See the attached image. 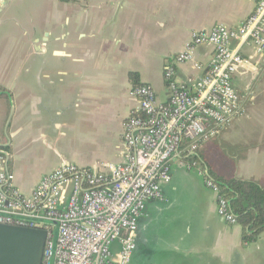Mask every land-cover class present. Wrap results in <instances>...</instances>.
I'll use <instances>...</instances> for the list:
<instances>
[{
  "label": "crops",
  "instance_id": "crops-1",
  "mask_svg": "<svg viewBox=\"0 0 264 264\" xmlns=\"http://www.w3.org/2000/svg\"><path fill=\"white\" fill-rule=\"evenodd\" d=\"M253 8L250 0H0V150L9 155L15 187L30 195L63 163H124L123 124L137 105L129 75L151 86L159 103L168 99V68L171 80L192 90L202 72L175 61L191 35L235 29ZM241 52L251 59L232 77L239 113L197 156L204 173L209 165L217 176L262 185L264 56L255 57L250 46ZM212 53L200 46L194 60L206 69ZM8 124L16 126L10 140L3 134ZM23 124L49 158L26 191L10 166ZM186 162L175 155L161 199L145 202L129 264H264V232L245 244L243 228L217 216L215 194ZM118 248L113 244L112 253Z\"/></svg>",
  "mask_w": 264,
  "mask_h": 264
},
{
  "label": "built area",
  "instance_id": "built-area-1",
  "mask_svg": "<svg viewBox=\"0 0 264 264\" xmlns=\"http://www.w3.org/2000/svg\"><path fill=\"white\" fill-rule=\"evenodd\" d=\"M250 1L253 11L237 28L193 33L176 57L177 63H191L202 72L192 90L171 80L170 68L165 103L157 102L149 85L130 90L137 105L123 124L124 163L93 168L63 163L27 196L15 187L0 150V225L44 230L42 264H129L137 220L147 200L161 199L180 145L187 142L186 150L193 154L239 113L232 77L251 59L241 50L250 46L255 57L264 56V0ZM200 46L213 50L206 69L194 60ZM185 167L197 170L215 194L217 216L236 224L228 201L200 165L187 161ZM113 244L119 247L116 254Z\"/></svg>",
  "mask_w": 264,
  "mask_h": 264
},
{
  "label": "trees",
  "instance_id": "trees-1",
  "mask_svg": "<svg viewBox=\"0 0 264 264\" xmlns=\"http://www.w3.org/2000/svg\"><path fill=\"white\" fill-rule=\"evenodd\" d=\"M129 79L133 88L141 86L136 74H130ZM165 84L168 85V81ZM187 145V142L180 145V155L188 162H196L203 168L202 162L197 156V150L191 155L186 150ZM208 167V178L218 186L219 194L228 201L230 212L243 228V242L245 244L255 242L258 236L264 232V184L257 185L234 177L217 176L209 165Z\"/></svg>",
  "mask_w": 264,
  "mask_h": 264
},
{
  "label": "rangeland",
  "instance_id": "rangeland-1",
  "mask_svg": "<svg viewBox=\"0 0 264 264\" xmlns=\"http://www.w3.org/2000/svg\"><path fill=\"white\" fill-rule=\"evenodd\" d=\"M27 125L23 124V132H16V139L12 140L10 150V166H13L14 174L16 175V185L22 191L31 186L46 170L48 156L43 154L37 147L35 140V131L27 130ZM16 126L6 125L4 126L3 134L4 137L10 140L12 137L11 133L15 132ZM19 139L20 143H17ZM60 151L57 148L53 154L58 155Z\"/></svg>",
  "mask_w": 264,
  "mask_h": 264
},
{
  "label": "water",
  "instance_id": "water-1",
  "mask_svg": "<svg viewBox=\"0 0 264 264\" xmlns=\"http://www.w3.org/2000/svg\"><path fill=\"white\" fill-rule=\"evenodd\" d=\"M3 155L7 164L9 155ZM46 236L40 229L0 225V264H42Z\"/></svg>",
  "mask_w": 264,
  "mask_h": 264
},
{
  "label": "flooded vegetation",
  "instance_id": "flooded-vegetation-1",
  "mask_svg": "<svg viewBox=\"0 0 264 264\" xmlns=\"http://www.w3.org/2000/svg\"><path fill=\"white\" fill-rule=\"evenodd\" d=\"M4 151H5V150H4ZM4 151H3V152H4ZM5 152H6V151H5Z\"/></svg>",
  "mask_w": 264,
  "mask_h": 264
}]
</instances>
